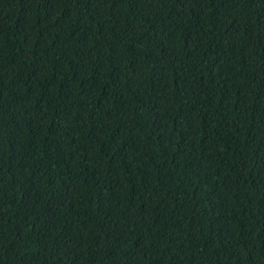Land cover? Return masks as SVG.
Here are the masks:
<instances>
[{"label": "trees", "instance_id": "obj_1", "mask_svg": "<svg viewBox=\"0 0 264 264\" xmlns=\"http://www.w3.org/2000/svg\"><path fill=\"white\" fill-rule=\"evenodd\" d=\"M0 264H264V0H0Z\"/></svg>", "mask_w": 264, "mask_h": 264}]
</instances>
